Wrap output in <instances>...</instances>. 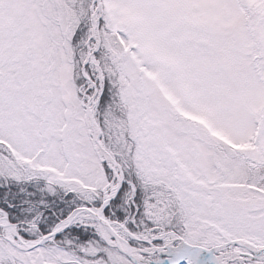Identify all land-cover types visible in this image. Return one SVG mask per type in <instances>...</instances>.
I'll return each mask as SVG.
<instances>
[{"label":"snow or ice","instance_id":"6c2138e0","mask_svg":"<svg viewBox=\"0 0 264 264\" xmlns=\"http://www.w3.org/2000/svg\"><path fill=\"white\" fill-rule=\"evenodd\" d=\"M0 264H264V0H0Z\"/></svg>","mask_w":264,"mask_h":264}]
</instances>
